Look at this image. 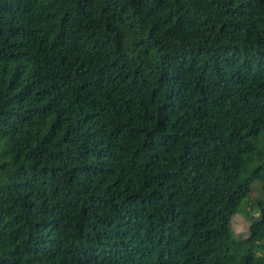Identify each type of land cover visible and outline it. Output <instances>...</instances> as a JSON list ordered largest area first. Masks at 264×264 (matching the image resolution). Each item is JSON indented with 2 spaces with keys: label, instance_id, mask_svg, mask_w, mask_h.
Masks as SVG:
<instances>
[{
  "label": "trees",
  "instance_id": "16d2710c",
  "mask_svg": "<svg viewBox=\"0 0 264 264\" xmlns=\"http://www.w3.org/2000/svg\"><path fill=\"white\" fill-rule=\"evenodd\" d=\"M0 264H264V0H0Z\"/></svg>",
  "mask_w": 264,
  "mask_h": 264
},
{
  "label": "rangeland",
  "instance_id": "374dc122",
  "mask_svg": "<svg viewBox=\"0 0 264 264\" xmlns=\"http://www.w3.org/2000/svg\"><path fill=\"white\" fill-rule=\"evenodd\" d=\"M257 195H258V190L256 189V186H254L249 197L242 200L240 204L236 206V214L233 216L231 223L235 234L239 237L246 236L248 232L250 215H248L247 213L249 207L246 204L247 202H249V200L253 199Z\"/></svg>",
  "mask_w": 264,
  "mask_h": 264
}]
</instances>
